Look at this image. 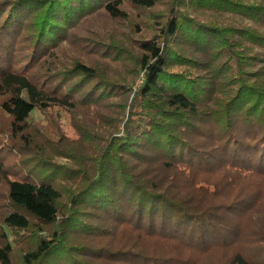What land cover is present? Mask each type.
Segmentation results:
<instances>
[{
  "label": "trees",
  "instance_id": "16d2710c",
  "mask_svg": "<svg viewBox=\"0 0 264 264\" xmlns=\"http://www.w3.org/2000/svg\"><path fill=\"white\" fill-rule=\"evenodd\" d=\"M0 119V264H264V0H0Z\"/></svg>",
  "mask_w": 264,
  "mask_h": 264
},
{
  "label": "rangeland",
  "instance_id": "374dc122",
  "mask_svg": "<svg viewBox=\"0 0 264 264\" xmlns=\"http://www.w3.org/2000/svg\"><path fill=\"white\" fill-rule=\"evenodd\" d=\"M103 25H106V23H102ZM84 26H77L76 29L70 31L68 33V40L66 41V43L63 45V50L65 52V54L69 57H77L80 56V47H78V45L81 43L83 44V37L86 38L85 36L88 35L87 30L89 29V26H92V23L89 22H85L83 23ZM90 36V35H89ZM99 37H97L98 40ZM22 41H26L25 38L22 39ZM27 42V41H26ZM25 42V43H26ZM24 43V44H25ZM123 55V54H122ZM111 70V69H110ZM113 74H115V69L113 70ZM142 83V79L141 77L139 78V80L135 83L134 85V91L137 90V88L141 85ZM47 115V113H46ZM46 115L40 113L38 110H36L33 113V116L31 118V121L33 124L35 125H39L40 128L38 130H40L41 132H43L44 134L46 133L48 136L54 138V143H51V148H55L54 154H55V158L57 161L60 162H73V160L69 159L70 157H66L65 154L67 152V150L70 151V153L76 155V153H80L81 149H86L88 150V148H81V144L74 142L71 140V137L75 136V131H73V129L70 127V123H69V113L62 111L61 112V124L64 126V132H65V139L64 138H60L58 136V134L53 130L54 128L51 126V128H45L46 127ZM52 118V117H51ZM1 121V125H5L6 122H4L2 119H0ZM7 125V124H6ZM4 126V130L7 128V126ZM7 131V129H6ZM39 132V131H38ZM66 134L69 137H66ZM10 135L8 133H2L0 132V138H4V140L6 142H10L11 139L9 138ZM42 137V135L40 136ZM39 138V136H38ZM43 140H41L40 142L42 143ZM59 143V145L57 146V144ZM83 147V145H82ZM58 148H61L60 151H58ZM77 149V152H76ZM86 156V155H85ZM88 163V162H86ZM67 185H74L73 181H65L64 182ZM68 196V195H66ZM218 199L213 200V202H216ZM245 237V235L240 238L239 240H237V242L233 243V245H225L224 249L222 247H219L217 245L212 246V248H208L206 245L205 246H201L202 249H206L209 251L206 252H199L193 248H189L186 250H182L181 248H179V254L182 255V252L186 253L187 255H191L193 257V264H230L229 263V256L232 252V250L234 251V249H238L239 247V242L243 240V238ZM183 242V241H182ZM184 243V242H183ZM183 248V245H181ZM18 257H19V253H17L15 255V262L18 264ZM98 259L95 261L97 262ZM121 264V262L119 263ZM124 264H126L124 262Z\"/></svg>",
  "mask_w": 264,
  "mask_h": 264
}]
</instances>
